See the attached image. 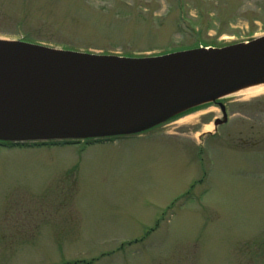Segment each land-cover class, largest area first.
Segmentation results:
<instances>
[{
	"label": "rangeland",
	"instance_id": "374dc122",
	"mask_svg": "<svg viewBox=\"0 0 264 264\" xmlns=\"http://www.w3.org/2000/svg\"><path fill=\"white\" fill-rule=\"evenodd\" d=\"M261 36L264 0H0V40L59 51L148 58ZM7 75L0 108L35 87ZM0 264H264V90L93 144L0 145Z\"/></svg>",
	"mask_w": 264,
	"mask_h": 264
},
{
	"label": "water",
	"instance_id": "95a60500",
	"mask_svg": "<svg viewBox=\"0 0 264 264\" xmlns=\"http://www.w3.org/2000/svg\"><path fill=\"white\" fill-rule=\"evenodd\" d=\"M8 67L35 87L21 105L0 108V141L99 139L132 133L264 74V36L148 58L0 40V70Z\"/></svg>",
	"mask_w": 264,
	"mask_h": 264
},
{
	"label": "bare ground",
	"instance_id": "6f19581e",
	"mask_svg": "<svg viewBox=\"0 0 264 264\" xmlns=\"http://www.w3.org/2000/svg\"><path fill=\"white\" fill-rule=\"evenodd\" d=\"M14 68H3L0 70V84L4 85L5 83L9 82L6 81L9 79L7 75L8 72H11ZM13 79L18 80L17 77H13ZM264 90V74L257 76L251 82H245L243 84L237 85L230 89H227L223 92H220L216 95V97H227V96H238V97H245L249 95H255L261 93ZM210 130L211 127H208Z\"/></svg>",
	"mask_w": 264,
	"mask_h": 264
},
{
	"label": "trees",
	"instance_id": "16d2710c",
	"mask_svg": "<svg viewBox=\"0 0 264 264\" xmlns=\"http://www.w3.org/2000/svg\"><path fill=\"white\" fill-rule=\"evenodd\" d=\"M68 142H69V141H61V142H58V143L55 142V143H57V144H60V143L62 144V143H63V144H64V143H68ZM85 142H86V143H91V142H94V140H87V141H85ZM50 143L54 144V142H50ZM50 143H49V144H50ZM3 144H6V145L9 144V146L12 145L11 143H3ZM35 144H36V145H39V144H41V143H35ZM23 145L26 146V145H28V144L24 143V144H20L19 146H23Z\"/></svg>",
	"mask_w": 264,
	"mask_h": 264
}]
</instances>
